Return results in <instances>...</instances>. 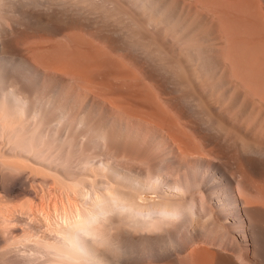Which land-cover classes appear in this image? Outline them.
I'll return each instance as SVG.
<instances>
[{
  "label": "bare ground",
  "instance_id": "bare-ground-1",
  "mask_svg": "<svg viewBox=\"0 0 264 264\" xmlns=\"http://www.w3.org/2000/svg\"><path fill=\"white\" fill-rule=\"evenodd\" d=\"M91 205L119 264H264V0H0V264Z\"/></svg>",
  "mask_w": 264,
  "mask_h": 264
},
{
  "label": "clouds",
  "instance_id": "clouds-1",
  "mask_svg": "<svg viewBox=\"0 0 264 264\" xmlns=\"http://www.w3.org/2000/svg\"><path fill=\"white\" fill-rule=\"evenodd\" d=\"M134 234L117 216L85 206L40 241L44 264H119L122 234Z\"/></svg>",
  "mask_w": 264,
  "mask_h": 264
},
{
  "label": "rangeland",
  "instance_id": "rangeland-1",
  "mask_svg": "<svg viewBox=\"0 0 264 264\" xmlns=\"http://www.w3.org/2000/svg\"><path fill=\"white\" fill-rule=\"evenodd\" d=\"M16 193H18V192L13 193L14 196L12 195L13 197L16 198L15 200H17V201H14L15 203H20L21 200H23V201L25 200V198H23V197H19V193H18V194H16ZM20 198H21V199H20ZM23 201H22V202H23ZM22 202H21V203H22Z\"/></svg>",
  "mask_w": 264,
  "mask_h": 264
}]
</instances>
